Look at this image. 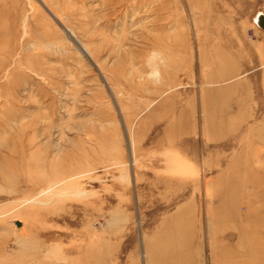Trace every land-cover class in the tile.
Wrapping results in <instances>:
<instances>
[{"label": "rangeland", "instance_id": "rangeland-1", "mask_svg": "<svg viewBox=\"0 0 264 264\" xmlns=\"http://www.w3.org/2000/svg\"><path fill=\"white\" fill-rule=\"evenodd\" d=\"M259 15L0 0V264H264Z\"/></svg>", "mask_w": 264, "mask_h": 264}, {"label": "water", "instance_id": "water-1", "mask_svg": "<svg viewBox=\"0 0 264 264\" xmlns=\"http://www.w3.org/2000/svg\"><path fill=\"white\" fill-rule=\"evenodd\" d=\"M256 23L257 25L264 30V16L263 15H259L256 19ZM16 226H19L20 224L17 222L15 223Z\"/></svg>", "mask_w": 264, "mask_h": 264}, {"label": "bare ground", "instance_id": "bare-ground-1", "mask_svg": "<svg viewBox=\"0 0 264 264\" xmlns=\"http://www.w3.org/2000/svg\"><path fill=\"white\" fill-rule=\"evenodd\" d=\"M263 30V29H262ZM157 78V77H156Z\"/></svg>", "mask_w": 264, "mask_h": 264}]
</instances>
